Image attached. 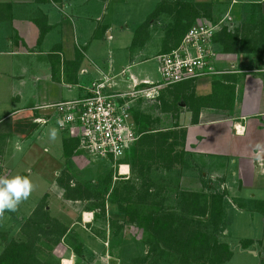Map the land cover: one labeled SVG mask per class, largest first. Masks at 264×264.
Masks as SVG:
<instances>
[{"label":"crops","instance_id":"obj_1","mask_svg":"<svg viewBox=\"0 0 264 264\" xmlns=\"http://www.w3.org/2000/svg\"><path fill=\"white\" fill-rule=\"evenodd\" d=\"M179 1L209 5L208 13L211 19L200 18L199 20L213 24L227 18L224 28L235 33L238 39L257 34L259 26L264 24V0ZM80 6V3L74 0H0V109L4 108L3 115L0 113V122L12 116L14 105H24L27 115L25 118L32 122L27 124L32 128L35 125L33 123L35 117L48 114L47 110L39 109V107L72 100L84 94L85 87L79 82L83 79L85 85L97 79L98 73L94 65L115 77L112 88L114 91L129 89L132 85L130 77L138 81H153L149 78L147 69L140 68L143 62L140 65L134 62L138 59L137 54L133 52L135 47H140L139 44L142 43L145 45L147 37L142 41L139 37L134 42L133 39L128 47L119 49L117 52L111 50L101 52L91 40L99 29L106 33L111 28L108 24L100 26V21L98 25L92 19V23H89L88 16L79 10ZM152 25L149 23L144 33H148L147 30H150ZM41 33L43 37L40 43L38 41ZM184 33V30L179 31L172 39H168L165 50L156 56L174 47L185 35ZM170 40L172 41L168 43ZM237 48L238 46L233 49L225 41L214 42L213 49L216 56L212 59L211 70L221 73L202 77L191 83H181L180 85H185L184 88L176 90L177 88L173 87L171 90L177 96H189L191 99L187 106L182 104L179 112L175 113L180 115L177 130L185 131L184 161L186 163L184 167L189 169L187 161L191 159L196 171L205 173L196 163L197 158L219 160L216 163L213 162V166L219 169L223 168L221 160H231V162L235 160L238 173L231 180L225 175H218L215 168L211 169L209 178L211 186L220 180L222 188L224 186V189H236V192H233L234 196L231 197L236 201L235 203L239 204L237 211L242 213L243 210L240 207H247L246 205L254 198V195L243 197L244 189L252 185L258 171L260 175H264V161H262L263 166H259L256 161L258 155L264 160V51L255 52L254 49L237 51ZM102 65H106L107 68H102ZM130 66L132 70H129L128 74L119 75L122 70ZM63 92L67 94L75 92L76 96L63 98ZM25 118L15 120L17 125L14 126V131L23 129L26 123ZM63 133L68 135L62 140L64 149V144L68 143L71 136L67 132ZM1 135V141L5 140V143L10 146L9 141L13 132L6 128ZM257 145L261 147L258 149ZM6 150H0V168L6 166L5 161L9 160ZM85 158L88 157L74 152L70 157V163L72 159L81 161ZM2 161L5 164L2 165ZM122 166L127 167V174H124L129 176V165ZM6 176L7 172L0 171V178H7ZM204 176L208 174L205 173ZM127 178L122 177V179ZM186 178L184 176L181 178L182 190L197 193L198 191L187 189V187L189 183L190 186L197 187L195 184L198 181L190 178L191 181L188 182ZM52 183L48 181L47 194L52 191L49 190ZM54 184L56 185L55 182ZM232 184H235V188ZM218 187L220 189L219 185ZM68 190L73 194L72 189ZM221 194H224L226 199L229 193ZM73 197L72 195L70 198L74 203L81 204L78 201L80 199ZM84 203L76 211L81 217V223L83 221L87 224L74 222L68 229L65 239L69 238L70 229L75 225H82L87 229V226H94V221L98 220L95 219L97 210H88L85 207L87 201ZM245 209L248 210V208ZM255 212H257L255 208L248 212L250 221ZM121 216H114V219L107 220L109 228L114 226L111 229L115 237L113 249H111L110 241L105 239L106 234L88 240L84 237L85 233L78 242L82 244V260L72 252V256L62 258L59 264H149L147 248L151 246L148 241L150 237L145 241L147 232L144 233V229L138 231L135 220L132 218L127 220L123 216L121 219ZM132 231L138 233L137 236ZM245 240H252L254 244L256 242L261 246L260 240ZM70 241L67 245L72 248V243H75ZM254 244L253 247H255ZM102 245L106 250L109 249L106 255L98 251ZM140 247L142 250L138 252ZM93 248L98 251H91L94 256L88 253ZM250 248L245 251H248L253 259H259V264H264V258L258 257L256 251ZM166 258L164 257L162 261L160 256L157 257V261L159 264L163 262L168 264Z\"/></svg>","mask_w":264,"mask_h":264},{"label":"rangeland","instance_id":"obj_2","mask_svg":"<svg viewBox=\"0 0 264 264\" xmlns=\"http://www.w3.org/2000/svg\"><path fill=\"white\" fill-rule=\"evenodd\" d=\"M74 1L80 3L81 6L79 10L81 13L83 12L88 16L89 23H92L93 20L96 24L100 21V26L107 24L110 26V31H107L106 33L99 29L94 39L91 40L93 45L97 46L101 52H106L107 50L117 52L119 49L128 47L133 39L134 42L135 39L138 40L139 37L142 41L147 37L145 45L142 43L139 44L140 47H135L133 52L137 54L138 59L134 62L139 65L143 62L140 68L147 69L146 71L148 72L149 78L153 81L160 80L158 71L159 66L157 65L155 56L160 52H163L166 48L167 40L174 37L173 32L171 33L170 31L173 19L169 15V17H167V11L169 9H164L162 11V9L159 8V10H157V7L163 0ZM173 17L175 18V16ZM97 18L99 19L98 21ZM149 23H152L153 25L150 30H147L148 33H144L145 28L142 27V25H148ZM108 34H110L109 37ZM171 41L172 40L168 41V43ZM101 67L104 69L107 68L106 65H102ZM130 67V70H132V66ZM80 83L83 87H87L91 82L84 85V80L81 79L79 84ZM183 86L185 85L182 84L176 86V90L184 88ZM74 90L76 91V88H74ZM74 96H76L75 92L71 94L63 92V98ZM171 98L167 97V100L172 102ZM24 108V105H14V113L12 116L9 119H5L3 122H0V150L7 149V158H9V160L5 161L6 166L0 168V171H2V173L7 172V178L16 175L27 177L31 181L33 189L28 198L22 200L18 205L16 209V219H13L7 213L5 214V212L0 216V253L4 248V241L1 237L3 236L2 234L7 235V239H10V237L18 239L20 237L22 221H25V219L30 217L37 206H47L50 218L60 221V224L64 227L67 226L68 229L74 222L79 221L80 224H87L83 221L81 223V217L78 215L79 213L76 209L83 206L85 204L84 202L88 201L85 206L87 208L88 204L92 203V201L83 198L78 200L81 204L74 203L70 197H66L68 191L64 186L57 183L58 178H64L65 180L70 179L69 189H75V187H79L78 183H81V186L86 189H81L83 193L81 191L79 192L85 195V191L88 190L89 193L93 195L97 192L99 183H106L105 181L111 177V181L109 180V183L106 185L108 186V192L110 193V191L114 189L117 194L116 198L112 200L111 198L108 200V197L105 196V218H98V220L94 221V226H87V229L83 228L82 225H75L74 228L70 229L71 234H69V237L72 236L71 240L75 243L74 245H76L79 242V239H81V236L85 233L86 236L84 237L88 240L106 234L105 239L111 241V249H113L112 247L115 243V237L114 232L112 233L111 229L114 226L109 228V222L107 223V220L111 218L114 219V216L117 217L121 215V219L123 216L124 218L126 217L127 220L132 218L135 220L136 229L140 231L141 229H144L143 224L142 226L140 224V221L142 220L140 217L143 215L148 214L149 212H160L167 209L178 212L182 207L178 194L184 192L180 182L182 176H184L187 177L186 181L188 182L193 178L198 181V183L195 184L197 187H194V185L190 186L189 183L187 189L198 191L197 193L201 196L200 200L202 204L206 201L208 203V198L212 192L229 193V198L227 197L223 200L225 216L223 222L220 223L221 225H215L208 215L204 216L197 213V217L194 218L195 223L187 226L191 229L207 233L211 238L216 239L218 243L227 244L229 246L232 255L227 262L222 264H259V259H253L248 251L242 249L241 242L245 239L260 240L261 246H259L260 244H257L256 242L254 244L253 242L255 247H253L252 244L251 248H249L253 249L254 252L256 251L258 257L261 256L264 258V213L262 214V212H264V175H260V171L256 174L252 185H249L244 189L243 197H252L254 195V198L246 205L247 207H240L243 210L242 213H240L236 209L237 207L239 208V204H237L238 202L235 203L236 201L231 197L234 196L235 193L233 192H236V189L228 190L226 188L224 189V186L222 188V182L220 180L213 186L210 185L209 174L211 169L215 168L213 162L216 163L219 160L205 157L196 159V163L199 164V167L208 174L206 177L204 176L205 173H203V171H196L191 159H188L187 164L189 169L184 166H174L170 171H166L164 169H155L154 167H151V169L142 172L138 166H135L133 170H130L129 176H127L128 178L122 179V177L117 175V168L113 166L111 162L88 157L81 161L72 159L73 161L70 163L71 159L68 160L64 156L62 143V140L68 137V135L63 133V131L59 132L60 130H58L55 124L57 119L55 111L51 110L47 112L46 109L42 108L48 113L47 115L50 117V122L46 126L34 125L30 128L28 124L32 122L25 118L27 115L25 114L26 110ZM135 109H137L144 117H149L152 122L151 127L156 130H166L171 128L174 123H180V120L178 119L180 115L175 116L173 113H163L161 103L155 102L153 104H146L139 102L135 105ZM0 113L3 115L4 108L3 110L0 109ZM21 118L26 119L23 129L20 131H14L13 128L17 125L16 121ZM22 120L24 121V119ZM6 128H9L10 132H13L11 140L9 141L10 146L8 143H5V140L3 142L1 141V134ZM183 149L185 150V146ZM126 161L131 164L129 157L128 159L126 158ZM234 161L235 160L232 162L231 160H221L220 163L223 168L219 169L216 167L214 170L218 175H225L231 180V178L238 173V167ZM1 163L2 165L5 164L3 161ZM116 176H118L117 179H114ZM226 177L224 178V181L226 180ZM48 181L53 182L52 185L49 186V190H52L49 194L46 193L48 189ZM147 184H151L150 189L147 187ZM218 185L220 186V189ZM232 185L235 188V184ZM215 187L218 188L216 189ZM69 194L75 196L74 193ZM120 207L126 209L125 215L122 213ZM245 208H248V210ZM252 208H255L257 212H255L250 221L248 212H250V209ZM99 232L101 234H98ZM132 232L137 236L138 233L135 231ZM73 236H77V239L73 240ZM148 237L149 235L146 237L145 233L144 240L147 241ZM68 243V237L66 239L64 237L58 245H48L46 241H38L37 248L41 249L39 251V257L42 258V260L51 263L57 261L61 263L62 258L72 256V252L74 253L73 247L69 248L67 245ZM94 250L96 249L93 248V250H90L88 253H91V251L94 252ZM108 250H106L103 245L98 249L103 255H106L109 252ZM141 250L142 248L140 247L138 252ZM147 250L149 252V264H159L157 257L160 256L161 260L164 257H167L168 264H177L178 259H180L178 258L180 257L179 254H177L175 250L173 251V254L165 249L164 252L161 251L159 246L155 247V249H152L151 246H149ZM91 255L94 256L93 253H91ZM97 257L100 256L97 255ZM198 257H200V255H198ZM79 258L82 260L81 256H79L78 259ZM163 264L167 263L163 262Z\"/></svg>","mask_w":264,"mask_h":264},{"label":"trees","instance_id":"obj_3","mask_svg":"<svg viewBox=\"0 0 264 264\" xmlns=\"http://www.w3.org/2000/svg\"><path fill=\"white\" fill-rule=\"evenodd\" d=\"M159 8H161L162 11L164 9H169L167 11V17L170 16L173 19L172 28L170 29L171 33L173 32V36H176L178 32L182 30H184V34H186L200 18L211 19L208 13L210 7L205 4H193L179 0H163L157 7V10H159ZM173 16H175V18ZM142 27L146 28L147 25H142ZM259 27L260 29L257 34L249 38L241 39H238L235 33H231L226 28H223L215 34L212 42L221 43L225 41L231 45L233 49L238 46L237 51H239V49H254L255 52H262L264 51V24ZM42 37L43 33H41L38 42L41 43ZM182 38L177 41L174 47L165 51V53L177 47ZM191 82L193 81H190V83ZM178 85L165 88L160 92L157 103H161L163 113H173L175 115V113H178L181 109L182 104L187 106L191 102L189 96H177L175 92L171 90ZM167 97H172V102L167 100ZM133 120L141 137L126 153L125 157L117 162V165H129L130 170L138 166L142 172L151 169V167L170 171L174 166H185V152L183 149L185 146V131H178L177 128L179 126L177 123H174L171 128L166 130L153 129L151 127L152 122L150 118L141 115L137 109H133ZM78 144V140L74 138H71L68 143L64 144L63 152L66 159L69 160L74 152L82 154L77 150ZM128 157L130 158L131 164L126 161ZM117 177L118 176H116V178ZM110 179H107L105 181L106 183H99L97 192L93 195L90 194L88 190L85 191V195L81 194L79 191H81V189H86L81 185L71 190L75 195L73 197L74 199L81 200L85 198L86 200L92 201V203H89L87 209L91 211L97 210L95 219L104 217L105 196L108 197V200L110 198L111 200L116 198L117 193H115L114 189L109 193L108 186H106ZM57 183L64 186L68 191L67 197H72L68 190L70 186L69 179L65 180L64 178H58ZM150 186L151 184H147L149 189ZM178 197L182 204L178 212L167 209L160 212H149L140 217L142 219L140 224L141 226L143 224L145 232H147L150 237L148 241L151 248L155 249V247L158 246L161 248L160 246H162V248H164H161V251L164 252L165 249L172 254L175 250L180 256L178 257L176 255L180 258L177 264H222L227 262L232 255L227 244L218 243L216 239L211 238L207 233L187 227L195 223L194 218L197 217V213L204 216L208 215L215 225L222 223L225 216L223 204L224 194L212 193L208 198L210 201L208 200V203L206 201L203 204L200 200L201 196L196 192L191 193L184 191L179 193ZM36 208L30 217L22 221L20 237L18 239L12 237L7 239V235L2 234L3 236L1 237L4 241V248L0 253V264H59L58 261L51 263L42 260V258L39 257V251L41 249L37 248V242L46 241L48 245H58L68 234V228L61 225L57 220L50 218L47 206ZM120 209L125 215L126 209L123 207H120ZM6 213L13 219L17 217L16 211L10 212L5 210V214ZM113 232L112 230V233ZM71 238L72 236L68 238V241L71 240ZM76 239L77 236H73V240ZM70 243H72V240ZM252 244V240H244L241 242V247L246 250L249 249ZM72 246L75 255L78 257L81 256L82 244L78 243L74 245L72 243ZM197 254L200 255V257H198Z\"/></svg>","mask_w":264,"mask_h":264},{"label":"built area","instance_id":"obj_4","mask_svg":"<svg viewBox=\"0 0 264 264\" xmlns=\"http://www.w3.org/2000/svg\"><path fill=\"white\" fill-rule=\"evenodd\" d=\"M226 19L213 24L196 21L177 47L156 56L159 81H138L130 77L132 85L129 89L114 91L115 77L94 65L98 77L84 88L83 96L39 109L55 111L58 130L78 140L77 150L83 156L111 162L117 168L119 177H127L121 173L122 165H117V162L125 157L141 137L133 120L135 105L139 102H158L160 92L165 88L220 74L211 70L212 59L216 56L212 40L226 26ZM129 70L130 67L122 70L119 75L125 76ZM49 122L48 115L33 119V123L39 126H46ZM256 161L259 166H263L264 160L260 155Z\"/></svg>","mask_w":264,"mask_h":264},{"label":"clouds","instance_id":"obj_5","mask_svg":"<svg viewBox=\"0 0 264 264\" xmlns=\"http://www.w3.org/2000/svg\"><path fill=\"white\" fill-rule=\"evenodd\" d=\"M260 147L257 145L258 149ZM32 189L31 181L25 176L0 178V216L4 214L5 210L16 211L20 202L28 198Z\"/></svg>","mask_w":264,"mask_h":264},{"label":"bare ground","instance_id":"obj_6","mask_svg":"<svg viewBox=\"0 0 264 264\" xmlns=\"http://www.w3.org/2000/svg\"><path fill=\"white\" fill-rule=\"evenodd\" d=\"M128 169L126 166L121 167V173H127Z\"/></svg>","mask_w":264,"mask_h":264}]
</instances>
